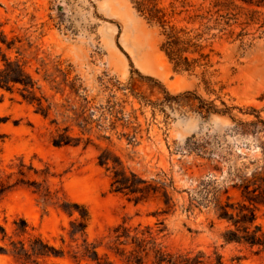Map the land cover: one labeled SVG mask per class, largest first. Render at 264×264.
Segmentation results:
<instances>
[{"label":"rangeland","instance_id":"obj_1","mask_svg":"<svg viewBox=\"0 0 264 264\" xmlns=\"http://www.w3.org/2000/svg\"><path fill=\"white\" fill-rule=\"evenodd\" d=\"M239 3L246 9L259 11L260 23L246 27L243 48H238L239 41L223 40L214 44L221 56L212 57L213 62H220L210 69L217 70L211 78V89L215 90L211 92L206 90L200 76L174 70L160 49L159 29L139 15L131 0H0V22L5 32L9 36L29 38L33 43L26 53L32 71L40 66V59H44L50 71L54 64L62 62V69L71 68L68 81L76 79L77 83H83L90 97L96 98L95 104L105 103L109 95V91H102L101 77L125 84L132 72V87L152 102L161 103L166 96L161 85L154 86L153 82H160L170 95L181 94L176 101L164 103L163 110L140 104L132 96L127 98L125 112L137 116L135 125L140 124L141 130L136 139L139 144L135 146L128 144L125 137L113 136L112 143L95 138V145L87 147L83 144L56 147L52 144L56 126L50 123L56 117L55 112L44 118L35 113L33 106L22 102L17 93L0 89V118L4 120L0 128L6 136L4 140L0 138V167L4 171L1 175L6 178L16 171L9 165L23 158L26 166L38 172L29 171L25 179L41 182L43 172H47L46 185L54 194L46 203L35 192L36 185L13 187L0 199V227H4L8 235H14V221L23 218L33 235L67 252L71 243V221L79 219L83 212L74 206L78 204L84 206L90 216L89 241L103 239L106 242L111 229L126 219L133 226L150 225L155 232L164 228L158 239L173 252L202 251L210 261L217 252L226 264H236L234 258L238 256L242 257L241 264H264V259L249 248L224 244L221 233L226 224L211 214L188 215L179 209L173 215L156 218L152 213L161 209L160 200L152 198L138 205L128 201L123 194L112 191L110 172L98 163L99 154L108 149L143 178H155L164 172L174 180L177 190L189 189L212 167L206 159L188 151V139L194 136L192 141H201L208 135H217L233 143L237 138L230 134L235 125L231 116L250 120L254 115L248 112L253 110L264 116V27L260 28L264 7ZM240 29L236 27L237 31ZM137 72L155 81L140 79ZM35 76L41 78V75ZM221 86L224 88L220 89ZM45 90L50 97L54 94L48 85ZM69 90L67 87L64 94L57 93L53 100L61 103ZM116 95L125 98L123 91H117ZM200 100L214 102L219 108H224L222 102H225L235 108L231 114L207 112ZM58 120L62 127L61 115ZM77 133L75 129L74 134ZM16 178L17 175H13L9 183H14ZM176 197L182 201L187 193H176ZM64 202L70 204L72 215L61 207ZM159 220H163V224H157ZM259 222L264 228V209ZM1 237L0 229V245H6L8 240L3 241ZM40 262L92 264L78 263L68 254L50 256ZM0 264L22 262L0 253Z\"/></svg>","mask_w":264,"mask_h":264},{"label":"trees","instance_id":"obj_2","mask_svg":"<svg viewBox=\"0 0 264 264\" xmlns=\"http://www.w3.org/2000/svg\"><path fill=\"white\" fill-rule=\"evenodd\" d=\"M194 1L169 0L166 4L165 0H131L139 15L159 29L162 37L160 49L174 70L200 76L206 90L214 92L211 89V78L217 70L210 69L220 61L213 62L212 57L221 56L214 44L223 40L231 43L239 41L238 48H243L246 44V27L260 23V19L259 11L246 9L239 1L250 6L264 7V0ZM237 26L241 27L238 31ZM262 27L264 20L260 24ZM32 46L29 38L9 36L0 22V89L11 94L17 93L22 102L33 106L35 113L44 118H49L55 112L56 117L50 123L56 126L52 137V144L56 147L81 144L87 147L95 145V138L112 143L113 136L119 139L125 137L128 144L135 146L139 144L136 139L141 130L140 124L135 125L137 116L125 112L127 98L132 96L140 104L163 110L164 103L176 101L181 96L170 95L160 82H153L154 86L161 85L166 96L161 103L152 102L132 87V72L130 80L125 84L113 78L105 81L101 77L102 91H109V95L105 103L95 104L96 98L90 97L89 89L83 83H77L76 79L68 81L71 68L62 69V62L58 61L50 71L44 59H40V66L32 71L31 61L26 55ZM35 74L41 75V78H36ZM138 77L155 81L140 73ZM47 85L54 91L51 97L46 93ZM67 87L70 89L69 94L61 103L55 102V95L64 94ZM117 91H123L125 98H118ZM200 102L207 112L231 114L235 108L227 106L225 102H222L224 108H219L214 102ZM248 113L254 115V118L242 120L231 116L235 125L230 134L237 138L233 143L217 135H208L201 141H192L194 136L188 139V151L206 159L212 167L206 176L189 189L177 190L174 180L164 172L155 178H143L126 167L121 157L108 149L99 154L98 163L110 172L112 191L123 194L128 201L138 205L152 198L160 200L161 209L152 213L156 218L173 215L179 209L188 215L211 214L226 224L221 233L224 244L243 245L264 259V228L259 222L260 212L264 209V116L256 110ZM58 115L62 116V127ZM3 121L0 118V125ZM75 129L78 130L77 134H74ZM5 137L0 128V138L4 140ZM9 167L16 171L7 174L6 178L1 175L4 171L0 167V199L19 184L36 185L35 192L46 203L54 198L46 185L47 172H43L44 179L41 182H32L25 179L28 172H38L32 166H26L23 158H17ZM13 175H17V178L14 183H9ZM184 192L187 198L183 197L181 201L176 193ZM74 206L83 209V212H80L79 219L71 221L69 234L71 243L75 244H68L67 252L33 235L27 221L20 218L14 221V235H8L6 229L0 227L2 240H8L6 245H0V253L12 255L22 264H42L40 259L64 257L67 254L78 263L87 261L92 264H226L217 252L211 261L202 251L173 252L158 239V234L164 228L155 232L150 225L139 223L133 226L126 219L111 229L106 242L103 239L89 241L88 211L84 206ZM61 207L72 215L70 204L64 202ZM157 224H163V220ZM62 241L65 242L64 239ZM101 247L105 249L103 252L100 251ZM234 259L236 264H241L242 257Z\"/></svg>","mask_w":264,"mask_h":264}]
</instances>
